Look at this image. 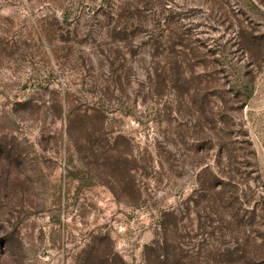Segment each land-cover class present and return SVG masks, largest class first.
Listing matches in <instances>:
<instances>
[{
	"label": "rangeland",
	"instance_id": "rangeland-1",
	"mask_svg": "<svg viewBox=\"0 0 264 264\" xmlns=\"http://www.w3.org/2000/svg\"><path fill=\"white\" fill-rule=\"evenodd\" d=\"M1 143L0 264H264V0H0Z\"/></svg>",
	"mask_w": 264,
	"mask_h": 264
},
{
	"label": "trees",
	"instance_id": "trees-1",
	"mask_svg": "<svg viewBox=\"0 0 264 264\" xmlns=\"http://www.w3.org/2000/svg\"><path fill=\"white\" fill-rule=\"evenodd\" d=\"M3 148L5 149V148H7V147L4 146L3 143H1V144H0V150H2ZM7 151H9V149H7Z\"/></svg>",
	"mask_w": 264,
	"mask_h": 264
}]
</instances>
